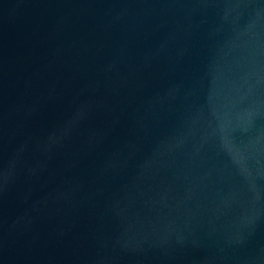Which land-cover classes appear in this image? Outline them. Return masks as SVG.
I'll return each instance as SVG.
<instances>
[{
    "label": "water",
    "instance_id": "1",
    "mask_svg": "<svg viewBox=\"0 0 264 264\" xmlns=\"http://www.w3.org/2000/svg\"><path fill=\"white\" fill-rule=\"evenodd\" d=\"M0 264H264V0H0Z\"/></svg>",
    "mask_w": 264,
    "mask_h": 264
}]
</instances>
